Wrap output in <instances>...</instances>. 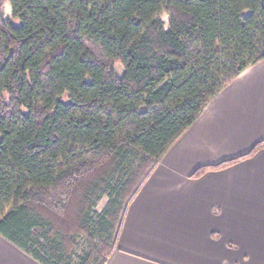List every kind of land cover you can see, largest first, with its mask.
Listing matches in <instances>:
<instances>
[{
  "label": "trees",
  "instance_id": "16d2710c",
  "mask_svg": "<svg viewBox=\"0 0 264 264\" xmlns=\"http://www.w3.org/2000/svg\"><path fill=\"white\" fill-rule=\"evenodd\" d=\"M263 60L264 0H0V235L106 264L165 155Z\"/></svg>",
  "mask_w": 264,
  "mask_h": 264
},
{
  "label": "crops",
  "instance_id": "0c3cea01",
  "mask_svg": "<svg viewBox=\"0 0 264 264\" xmlns=\"http://www.w3.org/2000/svg\"><path fill=\"white\" fill-rule=\"evenodd\" d=\"M264 60L169 150L129 204L106 264H264ZM0 264H40L0 235Z\"/></svg>",
  "mask_w": 264,
  "mask_h": 264
},
{
  "label": "rangeland",
  "instance_id": "374dc122",
  "mask_svg": "<svg viewBox=\"0 0 264 264\" xmlns=\"http://www.w3.org/2000/svg\"><path fill=\"white\" fill-rule=\"evenodd\" d=\"M11 16H12L11 8H10V6L7 5L4 8L5 20L10 19ZM168 21H169V18L168 17H164V22L166 23V25L168 24ZM116 74L119 77H121L122 74H123V69H122V67L120 65H116ZM103 206H104V203H101V205L99 206V210H101Z\"/></svg>",
  "mask_w": 264,
  "mask_h": 264
}]
</instances>
